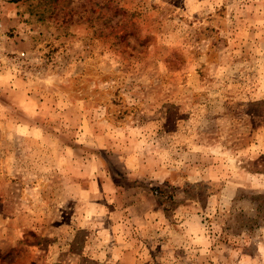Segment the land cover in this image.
<instances>
[{"label":"rangeland","instance_id":"1","mask_svg":"<svg viewBox=\"0 0 264 264\" xmlns=\"http://www.w3.org/2000/svg\"><path fill=\"white\" fill-rule=\"evenodd\" d=\"M0 264H264V0H0Z\"/></svg>","mask_w":264,"mask_h":264}]
</instances>
